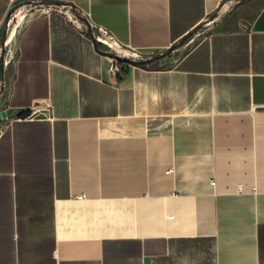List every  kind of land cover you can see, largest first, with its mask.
<instances>
[{"label": "crops", "instance_id": "obj_1", "mask_svg": "<svg viewBox=\"0 0 264 264\" xmlns=\"http://www.w3.org/2000/svg\"><path fill=\"white\" fill-rule=\"evenodd\" d=\"M58 1L143 55L203 25L115 75L56 14L9 28L0 264H264V0Z\"/></svg>", "mask_w": 264, "mask_h": 264}, {"label": "rangeland", "instance_id": "obj_2", "mask_svg": "<svg viewBox=\"0 0 264 264\" xmlns=\"http://www.w3.org/2000/svg\"><path fill=\"white\" fill-rule=\"evenodd\" d=\"M35 4V3H34ZM232 0H225V2L223 3V5L221 6L220 11H224V9L226 8V6H232ZM43 14V15H49V13H53L56 14L57 16H59L60 18H62L63 21H66V23L69 25L70 28H72L73 30L76 31L77 35L82 39L84 38L88 44L90 43V45L92 46V49H99L100 51L103 52H108L111 54H116L118 56H120L121 58L127 59V60H146V58H150L155 54H147V55H143L141 53L138 52H133L135 53L134 55H131V50L129 51L128 49H126L125 47L119 45V48L121 50H124L127 52V56H123L122 53H117L115 51H112L107 45H104L101 43L102 39H106V37L104 38L102 33L97 30L94 29L89 21L87 20V17L84 13H80V12H76L74 10H72L70 7L65 6V7H53V6H49V7H44V6H36V7H20L19 9H17L15 12H13L11 14L9 23H8V29L16 26L18 24V22L24 20L25 17L22 16H26V17H30L32 16V14ZM9 33V31H8ZM7 33V36H8ZM92 34V36L94 37V42H90L89 39V34ZM195 35V32L193 33V35L186 40L183 44H179L178 47L173 50L170 54H168L165 57H170L174 56V59H177L180 54L184 53L188 48H190L193 44L194 41L193 37ZM193 40V41H192ZM4 47L6 48V53L9 50V44L8 45H4ZM1 52V50H0ZM5 53V54H6ZM120 54V55H119ZM166 58H164V60L158 61V62H153V63H147L144 67V69H167L170 68L172 66V62L171 60H165ZM101 61H103L105 67H107V71L109 72L110 66L112 65V72H109L110 74H120V73H124L125 71L131 70V68L133 67V65L128 64V63H122L116 59H112L109 57H105L103 56ZM81 197H78V199H80Z\"/></svg>", "mask_w": 264, "mask_h": 264}, {"label": "water", "instance_id": "obj_3", "mask_svg": "<svg viewBox=\"0 0 264 264\" xmlns=\"http://www.w3.org/2000/svg\"><path fill=\"white\" fill-rule=\"evenodd\" d=\"M239 2L242 0H238ZM33 2L32 1H25L22 2L21 4H17L13 7H11L9 9V11L4 15V21L2 24V28H1V36H0V82H3V68H4V57H5V53H6V48L4 47L6 39H7V29H8V23L11 17V14L13 12H15L17 10V8L19 6L25 5V6H30L32 5ZM39 6H44V7H49V6H53V7H65L68 6L71 8V4L67 3V2H60L58 0H41L37 3ZM220 11V9L218 8V10L216 12H213L210 16H209V20H212L215 16H217L218 12ZM203 25V23H200L199 25H197L196 27L193 28V30H191L190 32H188L187 34H185L184 36H182L179 40L178 43H175L173 45H171L170 47H168L167 49H165L164 51H162L161 53H157L155 55H153L150 58H146V60H127L124 58H121L120 56L116 55V54H111L108 52H103L100 51L99 49L96 48V51L99 52L102 56L105 57H109L112 59H116L122 63H128L131 64L133 66H139V65H146L147 63H151L153 61H158L161 60L163 57H165L166 55L170 54L173 50H175L179 44H183L186 40H188L194 32H196L199 28H201ZM90 39L92 42H94V37L92 36V34H89Z\"/></svg>", "mask_w": 264, "mask_h": 264}, {"label": "bare ground", "instance_id": "obj_4", "mask_svg": "<svg viewBox=\"0 0 264 264\" xmlns=\"http://www.w3.org/2000/svg\"><path fill=\"white\" fill-rule=\"evenodd\" d=\"M13 35H14V31L11 30V31L8 33V36H7V39H6V43H8V42L11 41V39L13 38ZM101 43L104 44V45H107L112 51H115V52H117V53H122L123 56H127V55H128L127 52L124 51V50H121V49L119 48V46H118L117 44H115V42L113 43V42H111V41H108L107 39H102V40H101ZM119 55H120V54H119Z\"/></svg>", "mask_w": 264, "mask_h": 264}, {"label": "built area", "instance_id": "obj_5", "mask_svg": "<svg viewBox=\"0 0 264 264\" xmlns=\"http://www.w3.org/2000/svg\"><path fill=\"white\" fill-rule=\"evenodd\" d=\"M219 13H220V11L218 12L217 15H219ZM97 30H99V31L102 33V35H103L104 38L106 37V39H107L108 41L113 42L112 39L109 37V35L107 34V32H106L105 30L100 29V28H98ZM113 43H114V42H113ZM117 45H119V44H117ZM133 52H136V51H132V52H131V55H132V54H133V55L135 54V53H133ZM112 67H113V66L111 65V66H110V69H109V72H112V71H111V70H112ZM43 106H44V105L41 103V104H38V106H36V108L39 107V108H40L39 110H40V112H41V111H43V110H41V109H43ZM41 107H42V108H41ZM36 108H35V109H36ZM32 111H33L34 113L36 112V110H32ZM30 118H31V116H27V117H24V118H21V117H20V118L16 119V121H20V120H22V119H30Z\"/></svg>", "mask_w": 264, "mask_h": 264}, {"label": "trees", "instance_id": "obj_6", "mask_svg": "<svg viewBox=\"0 0 264 264\" xmlns=\"http://www.w3.org/2000/svg\"><path fill=\"white\" fill-rule=\"evenodd\" d=\"M137 67H145V65H139V66H137Z\"/></svg>", "mask_w": 264, "mask_h": 264}]
</instances>
